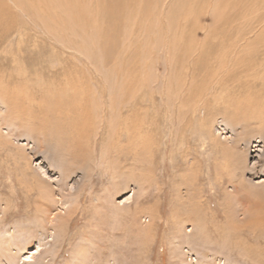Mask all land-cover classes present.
<instances>
[{
  "label": "rangeland",
  "instance_id": "374dc122",
  "mask_svg": "<svg viewBox=\"0 0 264 264\" xmlns=\"http://www.w3.org/2000/svg\"><path fill=\"white\" fill-rule=\"evenodd\" d=\"M263 82L264 0H0V264H264Z\"/></svg>",
  "mask_w": 264,
  "mask_h": 264
},
{
  "label": "bare ground",
  "instance_id": "6f19581e",
  "mask_svg": "<svg viewBox=\"0 0 264 264\" xmlns=\"http://www.w3.org/2000/svg\"><path fill=\"white\" fill-rule=\"evenodd\" d=\"M44 19V18H43ZM264 83V82H263ZM27 86V85H26ZM29 89V88H28ZM45 92V91H44ZM21 94V93H20ZM5 97V96H4ZM31 99V98H30ZM7 100V99H6ZM16 100V99H15ZM33 100V99H32ZM21 102V101H20ZM14 104H16V103H14ZM24 104H26V103H24ZM20 107V106H19ZM26 109V108H25ZM18 110V109H17ZM254 115H255V113H254ZM4 116H5V114H4ZM12 116V115H11ZM16 118V117H15ZM256 120V119H255ZM7 121V120H6ZM21 122V121H20ZM15 124V123H14ZM27 124V123H26ZM37 124V123H36ZM37 126V125H36ZM25 127V126H24ZM27 128V127H26ZM9 140H11V139H9ZM38 141H40V140H38ZM14 142V141H13ZM17 147V146H16ZM10 152V151H9ZM12 153H13V151H12ZM22 157V156H21ZM131 197V196H130ZM130 197H127L126 198V200H130L131 198ZM30 231V230H29ZM30 233V232H29ZM12 234V233H11ZM3 235V234H2ZM10 235V234H9ZM12 236V235H11ZM3 238V237H2ZM2 238H0L1 240H2ZM5 238V237H4ZM14 240V239H13ZM11 241V240H10ZM9 241V242H10ZM42 241V240H41ZM5 244V243H4ZM3 244V245H4ZM42 243L41 242H39L38 244H37V248L36 249H31L30 251H26V252H22V253H25L26 255L24 256V259H25V261L27 262V263H29V264H33V262H34V260H35V257H36V255L37 254H39L40 253V251H41V249H42ZM23 249L25 250H27L28 248L27 247H23ZM1 255V254H0ZM21 257V256H20ZM2 260V259H1Z\"/></svg>",
  "mask_w": 264,
  "mask_h": 264
}]
</instances>
